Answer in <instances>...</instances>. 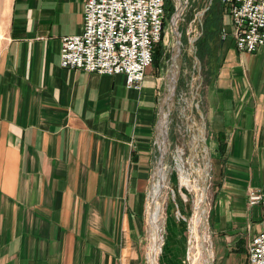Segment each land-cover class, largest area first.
Instances as JSON below:
<instances>
[{
    "label": "crops",
    "instance_id": "obj_1",
    "mask_svg": "<svg viewBox=\"0 0 264 264\" xmlns=\"http://www.w3.org/2000/svg\"><path fill=\"white\" fill-rule=\"evenodd\" d=\"M84 4L0 0V264H143L156 82L147 71L136 91L121 75L60 66ZM228 18L229 38L209 41L206 58L221 59L204 93L217 172L209 252L212 264H248L264 224L247 201L264 192V48L240 52Z\"/></svg>",
    "mask_w": 264,
    "mask_h": 264
},
{
    "label": "rangeland",
    "instance_id": "obj_2",
    "mask_svg": "<svg viewBox=\"0 0 264 264\" xmlns=\"http://www.w3.org/2000/svg\"><path fill=\"white\" fill-rule=\"evenodd\" d=\"M174 3L176 12L171 18L166 19L164 26L163 49L158 60L159 64L153 63L148 70L156 82L154 138L157 141L147 179L148 185L140 192L144 206L140 215L142 234L138 247L143 264L152 263L150 208L154 203V184L158 179L157 168L159 169L160 166L163 167V184L160 187L161 191H158V203L156 202L158 220L155 226L157 243L155 260L157 264H191L189 260L191 236L195 203L196 200L198 201L197 194L200 188L201 192L203 188L205 189L204 210L206 211V227L200 234L205 236L206 252L211 253L209 223L214 204L217 172L214 154L209 147L208 130L206 129L205 135L203 133V126L206 124L204 93L209 75L221 59L210 57L204 65L197 54V41L194 45L192 41L201 38L204 34L209 35L208 31H205V25L206 28L215 29L216 39H221L222 29L229 28V16L220 0H174ZM211 7H214V10L208 15L207 12ZM207 8L208 11L201 15ZM175 15L173 26L172 19ZM177 34L180 35V46L177 42ZM215 54L218 55L213 52V55ZM193 166L204 170L201 174L202 178L195 173ZM170 243L173 246L168 248ZM178 246L182 248L179 249L181 252H178L177 256L172 251ZM204 258L205 260L202 261H206L205 255ZM202 261L199 260L198 264H204Z\"/></svg>",
    "mask_w": 264,
    "mask_h": 264
},
{
    "label": "built area",
    "instance_id": "obj_3",
    "mask_svg": "<svg viewBox=\"0 0 264 264\" xmlns=\"http://www.w3.org/2000/svg\"><path fill=\"white\" fill-rule=\"evenodd\" d=\"M221 4L231 19L237 49L253 53L264 48V0H221ZM165 7L166 0H85L83 32L62 39L60 66L121 75L129 89L142 91L164 37ZM227 30L222 29V40L229 37ZM247 201L264 209V192L249 189ZM248 264H264V224L248 245Z\"/></svg>",
    "mask_w": 264,
    "mask_h": 264
},
{
    "label": "bare ground",
    "instance_id": "obj_4",
    "mask_svg": "<svg viewBox=\"0 0 264 264\" xmlns=\"http://www.w3.org/2000/svg\"><path fill=\"white\" fill-rule=\"evenodd\" d=\"M199 140V139H197ZM199 146V145H198ZM197 146V147H198ZM196 156V155H195ZM194 171L195 173L201 177L202 172H204V170H199L198 168L194 167ZM158 179L156 181V183L154 184V203L153 206L150 208V223H151V219H152V242H153V249H152V254H151V264H157L155 257H156V234H155V226L157 225V220H158V208L156 207V204L158 203V191L160 190L161 185L163 184L162 182V178H163V167L160 166V168L158 169ZM157 175V174H156ZM202 178V177H201ZM203 183L205 184V178L203 179ZM162 189V188H161ZM198 201L196 200L195 203V215H194V223H193V228H192V236H191V241L192 244L190 246V251H191V256H190V261L191 264H198L199 260H205L204 255L206 257V261H202L204 264H211L212 263V253H207L206 252V248H205V236L201 235V231L205 229V220H206V211L204 210V205H205V189L203 188L202 192H201V188L200 190H198ZM153 196V195H152ZM157 202V203H156ZM156 208H155V207ZM192 223V222H191ZM195 252V254H194Z\"/></svg>",
    "mask_w": 264,
    "mask_h": 264
},
{
    "label": "trees",
    "instance_id": "obj_5",
    "mask_svg": "<svg viewBox=\"0 0 264 264\" xmlns=\"http://www.w3.org/2000/svg\"><path fill=\"white\" fill-rule=\"evenodd\" d=\"M165 8H166V19L167 18L169 19L176 12V7H175L174 0H166V7ZM213 10H214V7H211L210 10L207 12V14L209 15ZM206 30L208 31L209 35L207 36V34H204L196 42L198 57L200 58V60L203 62L204 65L207 63L206 62V58H207V56L209 54V50H210L209 46H208V42L211 41V40H214V39L216 40V31H215V29H212V27L206 28V25H205V31ZM209 38H212V39H209ZM163 40H164V37H163L162 41L157 45L156 51H155V54H154L153 63H155L156 65L159 64L158 60L161 58V55H162Z\"/></svg>",
    "mask_w": 264,
    "mask_h": 264
},
{
    "label": "water",
    "instance_id": "obj_6",
    "mask_svg": "<svg viewBox=\"0 0 264 264\" xmlns=\"http://www.w3.org/2000/svg\"><path fill=\"white\" fill-rule=\"evenodd\" d=\"M208 9L209 8H207V9H205L203 12H202V14L201 15H203V14H205V12H207L208 11ZM175 17H176V15L173 17V19H172V25L174 26V22H175ZM178 35V38H177V42H178V45L180 46L181 45V42H180V35L179 34H177ZM197 39L198 38H195V39H193V41H192V43H193V45H194V43L197 41ZM196 59H197V57H196ZM197 61L199 62V60L197 59ZM175 89V88H174ZM204 128H203V133H204V135H205V133H206V124H204V126H203ZM208 148V147H207ZM208 153V152H207ZM162 159V158H161ZM208 165H209V163H208Z\"/></svg>",
    "mask_w": 264,
    "mask_h": 264
}]
</instances>
